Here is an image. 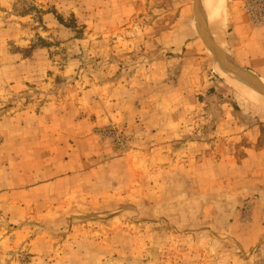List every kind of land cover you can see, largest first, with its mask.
Masks as SVG:
<instances>
[{
	"label": "rangeland",
	"instance_id": "rangeland-1",
	"mask_svg": "<svg viewBox=\"0 0 264 264\" xmlns=\"http://www.w3.org/2000/svg\"><path fill=\"white\" fill-rule=\"evenodd\" d=\"M252 1L0 0V264H264Z\"/></svg>",
	"mask_w": 264,
	"mask_h": 264
},
{
	"label": "crops",
	"instance_id": "crops-1",
	"mask_svg": "<svg viewBox=\"0 0 264 264\" xmlns=\"http://www.w3.org/2000/svg\"><path fill=\"white\" fill-rule=\"evenodd\" d=\"M233 34L235 37V44L236 47L240 46L243 48L242 52L245 53L247 49H249V53H251L252 49H255L256 47H259L260 44H264V28L256 30L251 25H249L246 20H244L242 17L234 18L233 23ZM258 31V32H257ZM256 33L260 36L261 41L255 40ZM260 42V44H259ZM250 46V47H249ZM260 48V47H259ZM251 49V51H250ZM261 49V48H260ZM256 53V50H254V54ZM252 54V53H251ZM257 56V55H254ZM256 67L254 68L256 71H264L263 69H259L258 67L262 66V62H256ZM264 78V77H261Z\"/></svg>",
	"mask_w": 264,
	"mask_h": 264
},
{
	"label": "bare ground",
	"instance_id": "bare-ground-1",
	"mask_svg": "<svg viewBox=\"0 0 264 264\" xmlns=\"http://www.w3.org/2000/svg\"><path fill=\"white\" fill-rule=\"evenodd\" d=\"M207 7L212 10L214 16H216L217 20L219 21V30L223 34V23L221 19L222 16V9H221V0H204ZM221 22V23H220ZM221 44V43H220ZM235 89H237L241 94L247 97L249 100L254 102L255 104L264 107V94L262 92L257 91L255 88H249L246 85L235 82L232 83Z\"/></svg>",
	"mask_w": 264,
	"mask_h": 264
},
{
	"label": "built area",
	"instance_id": "built-area-1",
	"mask_svg": "<svg viewBox=\"0 0 264 264\" xmlns=\"http://www.w3.org/2000/svg\"><path fill=\"white\" fill-rule=\"evenodd\" d=\"M247 8L253 22L264 24V0H253Z\"/></svg>",
	"mask_w": 264,
	"mask_h": 264
},
{
	"label": "water",
	"instance_id": "water-1",
	"mask_svg": "<svg viewBox=\"0 0 264 264\" xmlns=\"http://www.w3.org/2000/svg\"><path fill=\"white\" fill-rule=\"evenodd\" d=\"M248 78H251V76L247 75Z\"/></svg>",
	"mask_w": 264,
	"mask_h": 264
}]
</instances>
